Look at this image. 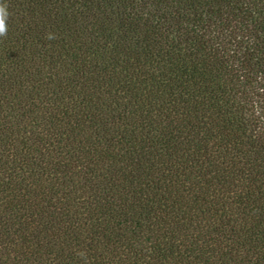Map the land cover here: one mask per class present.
<instances>
[{"label": "trees", "instance_id": "trees-1", "mask_svg": "<svg viewBox=\"0 0 264 264\" xmlns=\"http://www.w3.org/2000/svg\"><path fill=\"white\" fill-rule=\"evenodd\" d=\"M0 2V264H264V0Z\"/></svg>", "mask_w": 264, "mask_h": 264}, {"label": "clouds", "instance_id": "clouds-1", "mask_svg": "<svg viewBox=\"0 0 264 264\" xmlns=\"http://www.w3.org/2000/svg\"><path fill=\"white\" fill-rule=\"evenodd\" d=\"M9 17L8 6L6 3L0 2V37H6L8 32L7 20ZM47 39H54L52 33H48L46 36ZM77 255L83 257L85 254L83 252H78Z\"/></svg>", "mask_w": 264, "mask_h": 264}]
</instances>
